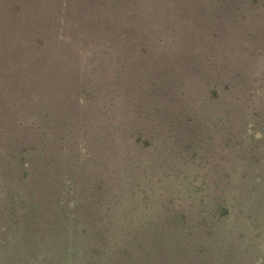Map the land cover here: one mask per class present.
<instances>
[{
  "label": "rangeland",
  "instance_id": "1",
  "mask_svg": "<svg viewBox=\"0 0 264 264\" xmlns=\"http://www.w3.org/2000/svg\"><path fill=\"white\" fill-rule=\"evenodd\" d=\"M18 1L26 6L35 5L33 11L40 10L43 6L48 14H57L54 20L58 19L59 7L64 8L63 4L73 2V0ZM229 1L228 3L225 0L82 1L79 8L85 12V18H79L74 23L71 17L72 23L68 27L66 23L68 21L62 17L58 20V24L56 23L53 32L47 35L45 51L30 53L35 64L48 66V78L55 73L62 76L53 92L48 93L52 103L58 106L57 117H62L58 119L59 122L65 118L66 107L68 110H73L75 102L70 97L63 102L55 99L56 90L65 94L70 89V86L64 84L66 81L71 84L73 91L77 92L88 83L85 78L95 79L91 88H103L104 101L107 99L109 89L115 87L119 93L115 102L118 108L119 105H123L120 111L127 118H132V108L140 106L143 108L145 102H151V97L149 100L144 98L153 90L151 88L145 90L142 86L150 84L154 86L155 76L158 79L162 78L160 81L170 82L173 86H175L174 82L181 84L187 88L188 94H193L194 98L199 100H203L204 96L198 89L204 92L208 87L218 88L225 83L234 90L238 86H248L249 78L254 74H264V16H262L264 8L260 11L256 7L264 0H259L257 3L254 0ZM216 2H221L222 5L226 3L225 6L228 7L223 8V12L219 13L216 11ZM13 3V0H7L4 4L0 2V22L4 25L11 24L9 26L11 32L17 14ZM229 7L235 11L234 14H229ZM255 14L259 15L255 16ZM98 16L102 17L98 18ZM107 23H112V34ZM50 24L52 26V20ZM42 26H45V22L41 24ZM250 28L259 33L255 39L247 34V29ZM4 34L7 35L2 26L0 51L7 50L11 42L7 36H3ZM12 34L19 38L17 41L29 35L27 30L14 31ZM110 35H112V50L105 47ZM59 37L71 40L59 45L56 40ZM161 39L164 42L159 47L158 42ZM244 46H249V50L244 51ZM127 50H131L132 57H127L129 52ZM14 51L15 58L26 54L18 49ZM124 51H127L126 54L121 56ZM141 53L149 56V61L142 65V71L147 75L143 83L137 82L135 76L136 64L141 63ZM10 57L11 55L4 60V63L11 62ZM122 59L124 62H129L127 80L124 83L114 78L122 70L119 64ZM210 60L212 62H209ZM215 60L218 67L213 64ZM12 62L16 61L12 60ZM198 68H202L205 73H200ZM217 70L228 76L230 80L227 79L222 83L219 78L209 76ZM236 71L247 73L243 81L239 76H235ZM67 72L70 76L66 75ZM176 88L171 86L174 94L178 93L179 88ZM172 91H168L165 96L170 97ZM187 95L183 98L179 97L181 99L177 101V105L186 101ZM207 96H210L209 92ZM231 96L226 98L229 103H233ZM238 104L235 103L233 109H236ZM221 105L222 103L219 107ZM221 111L218 109L216 112ZM100 114L102 113L91 115L89 112H83L79 115L88 125L91 122L95 123L96 120L99 121ZM104 121H106L105 125L110 122L109 119L103 118ZM252 123L253 119H249L248 130L253 129ZM101 130L104 131L105 128ZM161 140V137L157 139V147L147 146L145 150L135 144L131 137L121 136L117 144L113 140H107L106 147L100 151V161L91 163V176L83 180L85 194H88L92 190L90 186L96 185L99 180H102L104 188H108V192L101 198L93 197L97 203L89 207L84 205L86 210L95 212L93 220L85 215L83 207L74 209L65 220H61L64 217L56 212L54 205L56 203L51 204L49 193L45 194V197L50 204L44 202L46 199L41 195L39 199L43 201L35 211L36 216L30 217L37 220L33 223V232L30 233L32 241L34 240L35 243L45 233L44 226L50 224V229L46 231L49 247L47 252L49 258L59 264H75V261L78 264H96V262L97 264H264V156L259 161H255L254 157H243L240 152L236 156L232 155L231 161L224 166L229 172V184L224 185L226 198L224 204L228 207L229 214L207 226L197 223L204 209L203 203L199 201L200 191L195 188L204 169L197 170L188 166L190 162L183 166L179 161L169 160L164 164L165 166L174 165L170 167H180L183 172L176 178L164 177V168L158 167L157 163L161 161L162 155L169 156L171 140L167 139L168 141L162 145ZM109 142L111 149L107 146ZM71 146L67 143L66 148ZM75 148L82 154L85 153L86 148H81V144L76 145ZM72 153L73 151L63 163V169L67 172H75L80 178L83 170L76 171L77 164L74 163L76 159ZM145 167L151 177L150 180L140 174L141 169ZM114 169L117 171L113 172ZM166 170L170 172L169 168ZM197 173L198 175L193 177ZM157 178H161V182H156ZM46 184L55 188L61 184L68 186L70 189L66 196L73 200L75 193L67 180L49 178ZM141 189H144L143 193L140 192ZM168 194L179 196L186 203L192 204L191 220L186 221L183 228L167 226L163 221L159 211L160 198ZM5 204V200H0V232L2 230L6 233L5 235L0 233V264H8L9 258L20 254L12 251L13 243L20 244L15 240L11 243L10 233L13 228L22 231L25 223L29 224V220L25 218L27 214L20 215L21 223L13 227L6 223L3 215L11 217L12 212L5 207ZM66 204L73 206L70 201ZM206 206L214 209L212 204ZM200 209L203 210L202 213L196 214ZM75 227L77 233H73ZM92 246L104 248L105 252L98 258L92 254ZM42 247H37L40 254L43 253ZM128 252L130 256L123 254Z\"/></svg>",
  "mask_w": 264,
  "mask_h": 264
},
{
  "label": "trees",
  "instance_id": "2",
  "mask_svg": "<svg viewBox=\"0 0 264 264\" xmlns=\"http://www.w3.org/2000/svg\"><path fill=\"white\" fill-rule=\"evenodd\" d=\"M13 1L17 14H15L16 21L12 32L27 30L29 35L17 41L19 38H16L9 29L11 24L4 25L0 22V28L4 26L7 33L3 36H7L11 41L7 50L0 51V196H2L0 200H5V207L12 212L11 217L3 215L6 223L13 227L15 224L21 223L20 215L27 214L25 218L29 220V224L25 223L22 231L14 227L10 233L11 243L12 240L20 242L19 245L12 244V249L14 248L12 251L20 254L11 255L8 264H59V262L50 259L49 252H47L49 247L46 231L50 229V224L44 226L45 233L35 241L36 244L30 235L34 230L33 223L37 221L30 217L36 216L35 211L43 201L39 199V196L43 195L42 198L46 199L44 202L50 204L45 197V194L49 193L51 204L55 202L56 212L64 217L61 220H65L78 207H83L85 215L93 220L95 212L86 210L84 205L89 207L97 203L93 197L101 198L108 192V188H104L102 180H99L96 185H91L92 190L85 194L83 180L91 176V163L100 161V151L106 147V141L113 140L117 144L121 140V136L133 138V142L144 150L147 146L157 147L156 141L160 137L162 138L161 145L165 144L167 139L171 140L169 156L162 155L161 161L157 163L158 167L164 168L163 176L166 178L170 176L176 178L183 172L180 167L165 166L164 164L169 160L179 161L183 166L190 162L188 166L195 167L197 170L204 169L198 185L195 186L200 191L199 201L203 203L204 209V213H202V208L196 212V214L202 213L197 220L198 224L212 225L222 219L221 217L229 214V209L224 204L226 199L224 185L229 184V172L224 168L225 164L231 161L232 155L236 156L239 152L243 157H254L255 161H259L264 156L262 153L264 150V74H254L249 78L248 86H238L235 90L228 83L218 88L208 87L204 92L202 89H198L204 96L203 100L194 98L193 94H188L187 88L181 84L174 82L175 86H173L170 82L160 81L162 78L158 79L155 76L156 80L153 81L155 85L157 84L156 86L151 84L142 86L145 87V90L149 88L153 90V92L148 91L150 94L148 93L144 98L149 100L151 97V102H145L143 108L141 106L132 108V118L121 114L122 104L119 105L120 108L117 107L115 98L119 93L115 87L109 89L107 99L104 101L102 98L105 95L103 88H91L95 79L85 78L84 80H87L88 83L84 84L82 89L77 92L73 91L71 84L66 81L64 84L70 86V89L65 94L56 90L55 99L63 102L70 97L75 102L73 110H68L66 107L65 118L59 122L58 119L62 117H57L58 106L52 103L48 93L53 92L62 76L55 73L51 78H48V66L35 64L30 53L45 51L47 35L53 32L56 23L58 24V20L62 17L68 21L66 22L68 27L72 23L71 17L74 19V23L79 18H85V12L79 8L84 0H73L72 3L63 4L64 8L59 7L60 13L57 20H54L57 14H48L43 6L40 10L33 11L32 8H35L33 4L26 6L18 0ZM225 1L230 2L229 0ZM254 1L257 3L259 0ZM0 2L4 4L7 0H0ZM216 3V11L219 13L223 12V8L228 7L225 6L226 3L224 5L221 2ZM256 7L262 11L264 2H260ZM228 10L229 14L235 13L230 7ZM100 17L102 16H98V18ZM50 20H52V26ZM43 22H45V26L41 27ZM103 24L106 23L103 22ZM111 24H108V29L112 34ZM247 34L255 39L259 33L250 28L247 29ZM111 36L105 42V47L108 50H112ZM56 40L59 45H62L71 39L59 37ZM163 42V39L159 40V47L163 45ZM15 49L24 51L26 54L15 58L13 56ZM243 50H249V46H244ZM127 51H129L127 57H132L131 50ZM127 51L122 52L121 56ZM9 55H11L9 58L11 62L4 63ZM141 58V63L137 62L136 64L135 76L137 82L143 83L147 75L142 71V65L149 61V56L141 53ZM12 60L16 62L14 63ZM216 61L213 64L218 67ZM119 64L122 70L114 78L119 80L118 82L124 83L127 80L126 72L129 62H124L122 59ZM199 70L200 73H205L202 68H198ZM246 74L235 72V76H239L241 81L245 79ZM66 75L70 76L68 72ZM209 76L219 78L222 83L227 79L230 80L228 76L218 70L210 73ZM171 86L179 88H176L178 93L174 94ZM168 91H172L170 97L165 96ZM208 92L209 97L207 96ZM185 95H187L186 101L177 105V101ZM229 96L232 97L233 103L226 100ZM101 101L104 102L100 103ZM234 102L239 103L236 109H233ZM220 103L222 105L219 107ZM218 109L222 111L216 112ZM83 112H89L91 115H95L97 112L102 114L99 115V121L96 120L95 123L91 122L87 125L84 118L79 115ZM103 118L110 120L108 125H105L106 121L103 122ZM249 119H253L252 130L247 128ZM103 128H105L104 131L101 130ZM67 143L72 145L71 148H66ZM80 144L81 148H86L83 154L75 148ZM107 146L108 149H111L110 142ZM71 151L76 159L74 161L75 165L77 164L76 171L83 170L82 178H78L75 172H67L63 169V163ZM167 168L170 169V172L166 170ZM116 171V169L113 170V172ZM140 174L148 180L151 179L146 167L141 169ZM197 175L198 173L193 177ZM49 178L67 180L68 185L73 188L75 193L73 200L66 196L70 189L68 186L62 184L57 185L56 188L47 186L46 181ZM92 181L94 184L93 179ZM156 182H161V178H157ZM138 185L136 184V186ZM143 191L144 189L140 190L142 193ZM89 196L92 197L89 198ZM52 198L53 200H51ZM160 199L159 211L167 226L183 228L186 221L191 220V203H186L183 198L173 194H168ZM68 201L72 203V207L66 204ZM206 204H212L214 209L207 207ZM77 232L76 228L73 233ZM0 233L6 234L2 230ZM38 246H43L42 254L38 252ZM104 252V248L92 246L94 256L99 258L100 254ZM123 254L130 256L129 252ZM75 264L78 262L75 261Z\"/></svg>",
  "mask_w": 264,
  "mask_h": 264
}]
</instances>
